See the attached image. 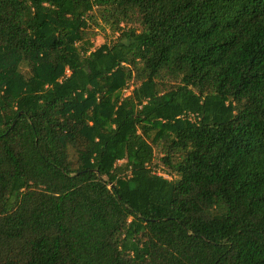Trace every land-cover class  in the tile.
Returning a JSON list of instances; mask_svg holds the SVG:
<instances>
[{
	"label": "trees",
	"instance_id": "trees-1",
	"mask_svg": "<svg viewBox=\"0 0 264 264\" xmlns=\"http://www.w3.org/2000/svg\"><path fill=\"white\" fill-rule=\"evenodd\" d=\"M0 264H264V0H0Z\"/></svg>",
	"mask_w": 264,
	"mask_h": 264
},
{
	"label": "rangeland",
	"instance_id": "rangeland-1",
	"mask_svg": "<svg viewBox=\"0 0 264 264\" xmlns=\"http://www.w3.org/2000/svg\"><path fill=\"white\" fill-rule=\"evenodd\" d=\"M110 41H111V34L108 29H106V35L101 33L95 40H93L95 47H99L106 42L109 43Z\"/></svg>",
	"mask_w": 264,
	"mask_h": 264
}]
</instances>
